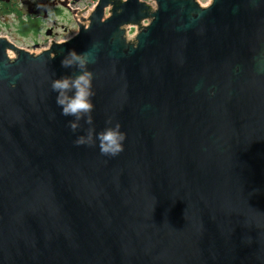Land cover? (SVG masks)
<instances>
[{
  "label": "water",
  "instance_id": "obj_1",
  "mask_svg": "<svg viewBox=\"0 0 264 264\" xmlns=\"http://www.w3.org/2000/svg\"><path fill=\"white\" fill-rule=\"evenodd\" d=\"M152 2L98 0L38 56L0 37V264H264V0ZM69 50L93 73L75 131ZM109 119L118 155L75 143Z\"/></svg>",
  "mask_w": 264,
  "mask_h": 264
},
{
  "label": "clouds",
  "instance_id": "obj_2",
  "mask_svg": "<svg viewBox=\"0 0 264 264\" xmlns=\"http://www.w3.org/2000/svg\"><path fill=\"white\" fill-rule=\"evenodd\" d=\"M91 62L89 54H77L69 50L61 60V67L75 68L74 74L61 76L51 81L50 87L56 94L55 103L60 108L61 115L70 117L69 127L75 131L79 122L83 119L85 123L92 125L91 113L93 111V73L88 69ZM126 139L121 131L119 123H113L111 119L106 121L102 131L96 132L89 128L86 135L77 138V145L96 144L102 155L116 156L123 150Z\"/></svg>",
  "mask_w": 264,
  "mask_h": 264
},
{
  "label": "rangeland",
  "instance_id": "obj_3",
  "mask_svg": "<svg viewBox=\"0 0 264 264\" xmlns=\"http://www.w3.org/2000/svg\"><path fill=\"white\" fill-rule=\"evenodd\" d=\"M36 2H43L45 4V1L48 0H34ZM63 0H57L56 6L59 9V12L49 13L48 20H44L42 23V28L40 31V34L36 36V41L39 42L42 47V49H48L49 44V38L47 39L45 36V31L47 28L55 26L58 32V37L56 38L57 41H67L73 38L77 32L78 28L76 25V21H78L81 18H84L87 11L92 10L98 0H79L78 2H75V0H71V4L68 3L69 7L62 6ZM144 3H147L151 5L153 8L155 7V3L152 2V0H141ZM200 6L206 7L211 4V0H196ZM52 2V0H50ZM5 10H8L7 13H9L6 17H0V37H6L11 42H16L19 44V46L26 48V46L30 45V40H23L21 37L17 34V25L15 22L16 13L18 12L16 8H14L10 4H4ZM66 6V5H65ZM19 9H22L18 4L16 6ZM53 9V8H52ZM24 11V10H23ZM74 11L82 12L81 16H78L74 13ZM25 13V12H24ZM89 16V15H88ZM88 16L85 17V22L88 19ZM108 16V11L106 12V17ZM81 17V18H80ZM55 18L56 25L52 24V20ZM50 20V21H49ZM6 21V23H4ZM54 21V20H53ZM84 24H88V21ZM147 24V23H145ZM53 25V26H52ZM138 32L137 27H131L127 28V37L132 40L131 38H134L136 33ZM13 55V56H12ZM11 56L14 58V54L11 53Z\"/></svg>",
  "mask_w": 264,
  "mask_h": 264
},
{
  "label": "flooded vegetation",
  "instance_id": "obj_4",
  "mask_svg": "<svg viewBox=\"0 0 264 264\" xmlns=\"http://www.w3.org/2000/svg\"><path fill=\"white\" fill-rule=\"evenodd\" d=\"M71 0H63L62 6L69 7L68 3L71 4ZM57 0H50L45 1V4L43 2H36L34 0H0V17H6L9 13L8 10H5L4 4H10L18 12H15L16 18L15 22L17 25V34L19 37H21L23 40H30V45L26 46V48L19 46L16 42H12L15 46L18 48L25 50L29 54L33 56H38L44 51H47L48 49H42L39 42H37L36 36L40 34L42 23L44 20H48L49 13L59 12V9L56 6ZM17 4L22 8H17ZM66 5V6H65ZM53 8V9H52ZM24 10V11H23ZM25 12V13H24ZM54 20V21H53ZM52 24L56 25L55 18H53ZM50 21V20H49ZM6 23V21L4 22ZM52 25V26H53ZM57 28L55 26L47 28L45 31V36L48 39L49 38V44L50 46L54 43H64L66 41H57L56 38L58 37V32L56 30ZM68 41V40H67ZM49 46V47H50ZM10 52V51H9ZM14 54V58H16V54L14 52H11ZM13 58V59H14Z\"/></svg>",
  "mask_w": 264,
  "mask_h": 264
},
{
  "label": "bare ground",
  "instance_id": "obj_5",
  "mask_svg": "<svg viewBox=\"0 0 264 264\" xmlns=\"http://www.w3.org/2000/svg\"><path fill=\"white\" fill-rule=\"evenodd\" d=\"M207 7H208V6H207ZM91 12H92V10H90V11H87V13H86L85 17H87V16L89 15V16H88V18H89V17H90V14H91ZM85 17H84V18H85ZM107 17H108V16H107ZM80 18H81V17H80ZM87 20H88V19H87ZM86 22H87V21H86ZM86 22H85V23H86ZM129 40H130V39H129ZM8 56H9V58L13 59V57H12L13 55L11 56V52H8Z\"/></svg>",
  "mask_w": 264,
  "mask_h": 264
},
{
  "label": "built area",
  "instance_id": "obj_6",
  "mask_svg": "<svg viewBox=\"0 0 264 264\" xmlns=\"http://www.w3.org/2000/svg\"><path fill=\"white\" fill-rule=\"evenodd\" d=\"M145 23H146V22L143 23L144 26L148 25V24H145ZM134 36H135V35H134ZM127 38H128V37H127ZM128 39H129V38H128ZM131 39H133V38H131Z\"/></svg>",
  "mask_w": 264,
  "mask_h": 264
}]
</instances>
